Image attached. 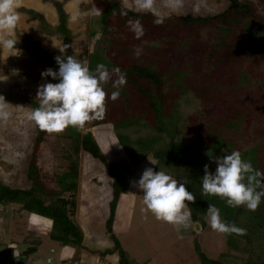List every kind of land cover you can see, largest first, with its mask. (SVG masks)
<instances>
[{"label":"rangeland","instance_id":"rangeland-1","mask_svg":"<svg viewBox=\"0 0 264 264\" xmlns=\"http://www.w3.org/2000/svg\"><path fill=\"white\" fill-rule=\"evenodd\" d=\"M51 1L42 0L40 8V0H26L24 4L38 10L49 9L50 12H44L45 17L50 23L55 24L56 15ZM96 1L69 0L65 5L68 24L74 35L71 55L75 54L78 59L88 60L95 39L100 34L101 24L94 14L93 3ZM247 1L253 4L256 11L262 12L259 0ZM119 2L126 8L141 11L135 6V0H119ZM226 5V0H154V13H152L165 18L185 14L207 16L221 12ZM116 22L121 37L113 40L117 49L111 48L110 52L115 53L116 58H119L117 61H129L131 56L129 51L125 50L126 47L135 52L140 41L164 36L158 29L143 26L144 35L136 39L127 22L124 24ZM28 23L31 25V22L21 15L14 37L18 42L17 55H10L7 50L0 47V95L9 103L8 110L11 113L8 120H0V180L13 188H28L31 181L27 176V167L30 162H34L44 186L47 189L55 188L56 178L69 172L77 155L79 163L76 191L77 221L85 230L89 220L98 225L100 223L95 233L108 237L105 220L112 193L111 177L104 165L81 149L78 153L75 152L73 140L78 129L69 126L61 133L40 132L39 127L29 119V114L34 109L31 102L35 101L39 104L36 100L39 85L54 83L49 77L46 79L42 77L44 67L32 49L33 42L37 41L51 57L55 71L59 70L55 57L64 54L60 51L59 47L62 45L57 35L36 33L34 25L30 30H23L29 25ZM197 30L194 35L196 41L189 46L179 45V38H177L178 42L169 39L162 41L161 48L155 55L160 70L168 75L166 78L168 85L171 83L169 77L173 71L172 67L175 66L188 70L191 80L195 81L197 86L208 88L207 93L210 94L206 96L204 117L198 120L195 117L189 118L188 124L190 123L192 132L195 130L199 135H204L207 129L206 120L218 123V120L221 122L241 112L243 120L239 131L231 129L228 136L235 141L238 148L247 145L263 130L264 57L248 60L237 50L235 51L234 47L227 46L234 45V38L227 37V40L219 46L208 40V36L214 35V32ZM91 31L96 33L94 37ZM211 63L214 64L210 65ZM240 68L249 71L251 79L242 86H236L239 78L236 71ZM13 69H18V74H14ZM105 90L109 98L104 117L88 122L82 130L88 129L92 133L100 129L98 126L108 127L111 130L112 123L121 117L145 111L146 104L143 97L135 94L132 89L128 98L123 100L119 97L116 101L110 99V94L114 90L111 81L105 85ZM96 121L104 123L94 125ZM98 140L97 143H100V138ZM105 152L103 153L108 161L128 162L119 144L113 150ZM149 166L152 164L147 157L141 166L132 167V173L138 174L140 170ZM138 178L140 179V176ZM122 194L117 210L116 236L124 249L132 252H130L132 258L133 256L140 260L150 258V264H201L195 251V242H198L201 251L209 258H216L226 250L225 235L211 229L208 216L205 217L206 225L203 228L199 225L197 228L196 224L191 222L189 228L177 231L174 225L157 220L147 210L139 189L131 186L127 193ZM49 226V219L38 215L35 211L20 210L16 204L0 205V258H6L12 264L18 262L20 258L23 259L22 253L32 245V239L47 238ZM86 237L91 246L92 236ZM51 246V241L45 240L40 251L32 256L35 258L40 254V262L43 264L47 255L54 256L49 252ZM95 251L91 248L90 252Z\"/></svg>","mask_w":264,"mask_h":264},{"label":"trees","instance_id":"trees-1","mask_svg":"<svg viewBox=\"0 0 264 264\" xmlns=\"http://www.w3.org/2000/svg\"><path fill=\"white\" fill-rule=\"evenodd\" d=\"M227 5L219 13L207 16L193 14L159 17L161 24H155L158 18L152 12L134 11L121 5L119 0H97L94 4V14L101 24L100 34L88 55L90 70L95 71L100 63L109 69L119 67L126 74L127 84L120 89V97L128 98L130 89L143 97L145 111L132 115H125L112 123L114 134L121 148L128 158V162L108 161L101 151L97 141L88 129L76 130L73 140L75 152L81 149L100 161L111 177L112 195L108 202V216L105 226L106 232L113 242L111 248L99 252V255L117 253L118 264H147L136 262L114 235L112 225L115 209L122 193H126L132 177V167L138 166L150 156L157 164L155 171L164 170L186 184L189 191L196 197V202L189 203L187 210L191 212V222L200 228L206 225L205 217L209 204L220 209L221 217L228 223H235L245 228L247 234L243 236L225 235L226 250L216 258H209L198 242H195V251L201 264H264V198L256 211H249L246 207H229L226 200L218 196L202 195V177L205 174L204 166L215 173L217 164L211 157L230 154L240 151L244 160L250 161L254 169L264 173V121L260 135H255L252 142L237 147L231 140L228 132L238 130L243 120L241 112L229 119L214 123L206 120L207 129L204 135L190 130L189 118L197 120L204 117L203 108L207 103L208 88L203 89L191 80L190 72L186 69L172 67L171 83L168 85V75L160 70L157 51L162 41L169 39L177 41L179 45L189 46L196 41L197 29L214 32L208 40L216 45H222L227 37L234 38L235 51L248 60L264 57V0H259L262 12L256 11L253 4L247 0H226ZM56 10L58 23L51 25L41 11L22 9L36 19L37 30L44 34L57 35L61 45L71 44L74 35L67 27L68 15L64 9L65 1L52 0ZM127 12V15L123 13ZM129 20L140 21L142 26L158 29L164 34L147 41H140L137 47L143 49L137 57L133 50L129 51V61L118 60L112 49H117L115 38L121 37L117 24H124ZM92 37L95 32L91 31ZM182 35V37H180ZM136 47V48H137ZM32 49L42 61L44 71L54 67V62L37 41L33 42ZM155 54H153L154 52ZM72 48L66 49L64 55H71ZM207 55L205 56V59ZM214 63H211L212 65ZM238 81L236 86H242L251 79L249 71L237 69ZM48 78V77H47ZM58 83V80H53ZM215 83V82H213ZM35 109L39 104L31 102ZM104 123L94 122V125ZM39 131L42 130L39 128ZM239 139H241L239 137ZM102 148L105 150L103 145ZM78 157H74L68 173L58 176L56 187L47 189L34 162L27 167V176L31 181L28 188H13L0 180V205L16 204L20 210L35 211L50 220L47 238L76 248H83V231L76 219L77 185H78ZM32 245L23 251L27 257L37 250L42 239H32ZM237 254H241L239 256ZM22 259V258H20ZM0 264H12L6 258H0Z\"/></svg>","mask_w":264,"mask_h":264},{"label":"clouds","instance_id":"clouds-1","mask_svg":"<svg viewBox=\"0 0 264 264\" xmlns=\"http://www.w3.org/2000/svg\"><path fill=\"white\" fill-rule=\"evenodd\" d=\"M135 6L143 12L154 13V0H135ZM21 7L22 0H0V47L10 55H17L18 51V42L14 37L21 20ZM123 14L127 15V12ZM127 23L136 39L144 35L140 21L129 20ZM154 23L158 25L163 20L158 17ZM59 48L65 53L66 49H73V43ZM142 52L140 47L135 49L137 57ZM55 60L59 70L48 68L41 75L45 79L51 76L59 82L39 85L36 96L39 106L29 114V119L42 131L61 133L69 126L82 130L88 122L102 119L109 98L105 85L112 82L114 90L110 99L116 101L120 97V89L127 84L126 74L119 67L109 69L100 63L92 71L89 61L78 59L75 54L57 56ZM18 72V69H13L14 74ZM8 105L0 95V120L6 121L10 117ZM211 158L217 167L213 173L209 165L204 166L202 195L218 196L226 200L229 207L243 206L249 211H256L264 198V173L254 169L252 163L244 160L238 150ZM148 159L151 164H157L149 156ZM131 186L142 192L143 204L157 220L174 225L177 231L191 226V212L186 209L189 203L196 202V197L185 183L174 179L162 169L155 171L152 167H146L138 181H131ZM207 216L213 231L225 235L247 234L245 228L224 221L220 209L215 205L209 204Z\"/></svg>","mask_w":264,"mask_h":264},{"label":"crops","instance_id":"crops-1","mask_svg":"<svg viewBox=\"0 0 264 264\" xmlns=\"http://www.w3.org/2000/svg\"><path fill=\"white\" fill-rule=\"evenodd\" d=\"M24 1L26 2V0H22L23 3H22V7L19 9V12H20L21 15H23V17H25V19H28L29 22H31V25L28 23L29 25L25 26L23 28V30H25V29L30 30L31 27H33V25H34V31H36V33L44 34L42 32H38L36 19H34L30 15H28L25 12V10H22V9H33V10H36V11H41L43 13L44 12L46 13V11L50 12L49 9L43 11L42 9L38 10L36 8L27 7V5L24 4ZM59 1H65V3H64V9H65V5H66V3L69 0H59ZM42 3H43L42 0H40V4L41 5L39 6V8L42 6ZM51 6L53 7V9L55 11L56 23L55 24L50 23L46 19V17H45V19L51 25H56L58 23V17H57L56 10H55L54 6L52 5V3H51ZM65 11H66V9H65ZM45 13H44V15H45ZM67 27L70 29L69 24H68V19H67ZM71 32H72V30H71ZM44 35H47V34H44ZM98 128H100V129H98V130L96 129L95 131H92V135H95L94 137L97 140V142H99L98 138H100V140H101L100 143H102L103 147L105 148V150H104L101 147V144L98 143L100 148H101V150L103 152L113 150L115 148V146L117 144H119V142L117 141V138H116V136L114 134L113 127L111 128V130L108 127H104V126H102V127L98 126ZM97 135H99V137H97ZM115 143H117V144H115ZM142 164L143 163H141L138 166H141ZM149 167L153 168V164H152V166H149ZM144 169L140 170L138 172V174L132 173V177L130 179V183H129V187H128L127 192L129 191V189L131 187V181H134L133 180L134 178L135 179H139L138 178L139 176L141 178ZM110 186H111V182H110ZM111 193H112V189H111ZM122 195L123 194H121L120 197H119V200H118V203H117V206H116V209H115V213H114V220H113L112 229H113V232H114L115 236H116L117 229H118L117 228L118 227L117 210L119 208V202H120V198L122 197ZM76 216H77V214H76ZM76 219H77V217H76ZM105 222H106V220H105ZM99 225H101V224L99 223ZM99 225L96 224L95 222H92V220H89L87 222V224H86V229L87 230H85V228L83 226H81V224H80V226L82 228V231H83V242H82L83 248H76V247H72V246H69V245H62L59 242L50 240L49 238H46L45 240H50L51 243H52V246L50 247L49 252L54 254V256H52L50 254L47 255L43 264H49V262H47V258L51 259L50 260L51 264H118V256H117L116 252H114L112 254H106V255H99L98 254L99 252H102L105 249L111 248L112 245H113V242L110 239V237L107 234V232H106V234L108 235V237H105V235H103V234L102 235L101 234L97 235L95 233V229H96V227H99ZM90 231H91V233H90ZM87 235L88 236L89 235L92 236V241H91L92 245L91 246L88 244V241L86 239ZM116 238H117V236H116ZM45 240H42V242L37 246V250L34 253H37L38 251H40V247L42 246V244L44 243ZM99 241L100 242L102 241V243H98ZM118 241H119V239H118ZM120 245L122 246L121 242H120ZM101 246H103V247H101ZM91 248L93 250H96V251L94 253L90 252ZM122 248L124 249L123 246H122ZM127 252L130 255L131 251L129 252L127 250ZM134 252H136V251H134ZM34 253L30 254L27 257H23V259H20V260H18V262H14L13 264H42L40 262V260H41L40 256L41 255L39 254V256L34 258V256H32V255H34ZM131 255H134V254H131ZM133 259L136 262H138V263L147 262V264H150V261H151L150 258L146 259V260H143V259L140 260V259L135 258L134 256H133Z\"/></svg>","mask_w":264,"mask_h":264},{"label":"built area","instance_id":"built-area-1","mask_svg":"<svg viewBox=\"0 0 264 264\" xmlns=\"http://www.w3.org/2000/svg\"><path fill=\"white\" fill-rule=\"evenodd\" d=\"M51 259L50 258H47V262H49Z\"/></svg>","mask_w":264,"mask_h":264},{"label":"water","instance_id":"water-1","mask_svg":"<svg viewBox=\"0 0 264 264\" xmlns=\"http://www.w3.org/2000/svg\"><path fill=\"white\" fill-rule=\"evenodd\" d=\"M196 227L198 228V224H196Z\"/></svg>","mask_w":264,"mask_h":264}]
</instances>
